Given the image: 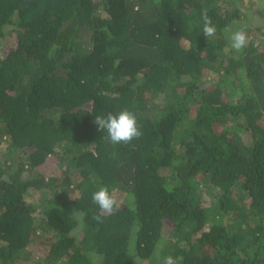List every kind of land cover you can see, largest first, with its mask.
I'll return each mask as SVG.
<instances>
[{"label": "trees", "instance_id": "1", "mask_svg": "<svg viewBox=\"0 0 264 264\" xmlns=\"http://www.w3.org/2000/svg\"><path fill=\"white\" fill-rule=\"evenodd\" d=\"M243 2L0 0V264H264V23L232 50ZM125 108L143 135L110 143L95 116ZM99 186L120 207L98 223Z\"/></svg>", "mask_w": 264, "mask_h": 264}, {"label": "clouds", "instance_id": "2", "mask_svg": "<svg viewBox=\"0 0 264 264\" xmlns=\"http://www.w3.org/2000/svg\"><path fill=\"white\" fill-rule=\"evenodd\" d=\"M202 33L209 39L216 33V26L212 23L211 17L207 11L202 12ZM230 47L235 52H241L247 47L248 36L245 30L237 29L229 33ZM98 130L107 133V139L110 143L120 144L129 143L134 138L138 139L143 135L138 126L136 114L128 109H121L119 112H108L106 115H96L94 119ZM92 201L98 206L99 213L93 216L96 222H102L104 215H110L120 207L116 197L109 192L106 186H99L92 193ZM128 206L135 211V195L129 194ZM163 264H176V259L169 255L163 260Z\"/></svg>", "mask_w": 264, "mask_h": 264}, {"label": "rangeland", "instance_id": "3", "mask_svg": "<svg viewBox=\"0 0 264 264\" xmlns=\"http://www.w3.org/2000/svg\"><path fill=\"white\" fill-rule=\"evenodd\" d=\"M245 5L252 4L254 0H243ZM250 13L248 12V16L246 18H243V21L240 23L238 22L236 25L232 26V31H235L237 29H245V28H255L259 24L264 23V0H255V4L250 7ZM245 17V16H244ZM254 30V29H253ZM232 32L230 29H228V32ZM229 36V33H227Z\"/></svg>", "mask_w": 264, "mask_h": 264}]
</instances>
